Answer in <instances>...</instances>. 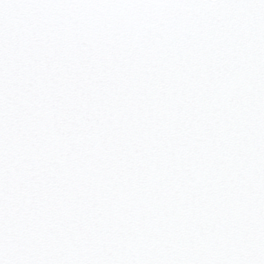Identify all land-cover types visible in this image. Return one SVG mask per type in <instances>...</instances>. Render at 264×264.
<instances>
[{
  "label": "snow or ice",
  "instance_id": "snow-or-ice-1",
  "mask_svg": "<svg viewBox=\"0 0 264 264\" xmlns=\"http://www.w3.org/2000/svg\"><path fill=\"white\" fill-rule=\"evenodd\" d=\"M0 264H264V0H0Z\"/></svg>",
  "mask_w": 264,
  "mask_h": 264
}]
</instances>
